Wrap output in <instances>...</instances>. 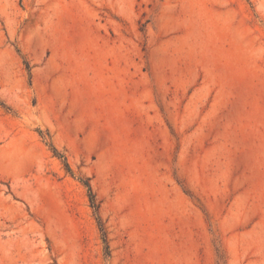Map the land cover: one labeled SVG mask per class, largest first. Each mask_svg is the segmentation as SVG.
Wrapping results in <instances>:
<instances>
[{"label":"rangeland","instance_id":"374dc122","mask_svg":"<svg viewBox=\"0 0 264 264\" xmlns=\"http://www.w3.org/2000/svg\"><path fill=\"white\" fill-rule=\"evenodd\" d=\"M0 264H264V0H0Z\"/></svg>","mask_w":264,"mask_h":264},{"label":"trees","instance_id":"16d2710c","mask_svg":"<svg viewBox=\"0 0 264 264\" xmlns=\"http://www.w3.org/2000/svg\"><path fill=\"white\" fill-rule=\"evenodd\" d=\"M54 153L56 155H59L56 150H54ZM60 157H63V156H60ZM68 171H70L69 168H68ZM86 186L88 187V190H89L91 204H92L93 208L95 209L96 214L98 215L99 206L96 204V198H95V195L92 191V187L87 183H86Z\"/></svg>","mask_w":264,"mask_h":264}]
</instances>
